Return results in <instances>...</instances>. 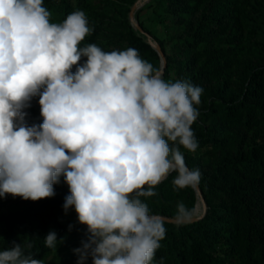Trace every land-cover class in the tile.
Wrapping results in <instances>:
<instances>
[{"label": "clouds", "instance_id": "9594fccd", "mask_svg": "<svg viewBox=\"0 0 264 264\" xmlns=\"http://www.w3.org/2000/svg\"><path fill=\"white\" fill-rule=\"evenodd\" d=\"M51 16L44 0H0V198H52L63 176L64 212L86 227L76 264H153L167 229L145 200L172 173L176 191L199 185L181 149L199 147L192 125L204 90L165 79L135 48L81 46L94 31L83 10ZM34 97L43 119L29 126ZM193 216L177 203V226ZM44 241L55 249L64 238L50 231ZM32 247L13 242L0 264H45Z\"/></svg>", "mask_w": 264, "mask_h": 264}, {"label": "trees", "instance_id": "16d2710c", "mask_svg": "<svg viewBox=\"0 0 264 264\" xmlns=\"http://www.w3.org/2000/svg\"><path fill=\"white\" fill-rule=\"evenodd\" d=\"M135 2L44 0V6L54 23L76 9L86 13L94 31L81 46L95 43L105 51L132 47L160 69L157 51L130 22ZM146 7L150 22L139 16L136 21L165 55L164 78L188 80L204 90L192 125L199 147L195 153L181 151L187 166L201 172L206 211L181 226L166 221L153 264L162 257L164 264H264V0H148ZM30 104L25 121L38 125L40 105ZM175 176L169 175L156 188L158 195L145 200L152 214L176 218L181 201L194 212L195 189L174 190ZM54 190L52 198L35 202L0 198V251L13 242H30L33 257L45 264H76L73 249L87 239L86 227L74 209L64 212L70 193L63 176ZM50 231L58 241L64 238L55 249L45 246ZM86 264H92L91 258Z\"/></svg>", "mask_w": 264, "mask_h": 264}, {"label": "water", "instance_id": "95a60500", "mask_svg": "<svg viewBox=\"0 0 264 264\" xmlns=\"http://www.w3.org/2000/svg\"><path fill=\"white\" fill-rule=\"evenodd\" d=\"M146 0H136V2L132 5L131 7V10L129 12V19H130V22L132 23V25L137 29L139 30L140 32H142L145 37H146V40L147 42L157 51L158 55L160 56V59H161V66H160V69L163 73L164 71V67H165V64H166V58H165V55L160 47V45L152 38V36L150 34H148L147 32H144L142 30V28L139 26L138 22L135 20L134 18V12L135 10L145 2ZM195 191H196V194H197V199L200 200L201 202V205H202V211L200 212H197L196 211V206H195V209H194V216H193V220H197L199 219L200 217H202L206 211V203H205V200L202 196V193H201V190L199 188V185L194 188ZM161 217H163L165 219V221L167 222H173V223H176L175 222V218L173 217H167V216H163V215H159Z\"/></svg>", "mask_w": 264, "mask_h": 264}, {"label": "rangeland", "instance_id": "374dc122", "mask_svg": "<svg viewBox=\"0 0 264 264\" xmlns=\"http://www.w3.org/2000/svg\"><path fill=\"white\" fill-rule=\"evenodd\" d=\"M148 2V0H146L143 4H141L134 12V18L136 20V16H139V18H141L144 22H147V24L150 22L149 19L151 17V11L148 7H146V3ZM158 33L160 34L161 31L158 29ZM31 102H33V104L35 106L39 105V99L38 97H34ZM202 211V206H201V210Z\"/></svg>", "mask_w": 264, "mask_h": 264}, {"label": "bare ground", "instance_id": "6f19581e", "mask_svg": "<svg viewBox=\"0 0 264 264\" xmlns=\"http://www.w3.org/2000/svg\"><path fill=\"white\" fill-rule=\"evenodd\" d=\"M201 202H200V200H198V202L196 203V211L197 212H200V210H201Z\"/></svg>", "mask_w": 264, "mask_h": 264}]
</instances>
